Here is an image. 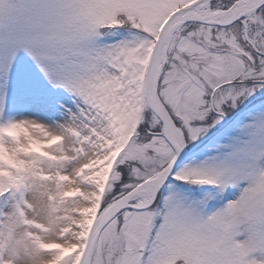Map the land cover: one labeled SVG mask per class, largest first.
<instances>
[{
    "label": "snow or ice",
    "instance_id": "snow-or-ice-1",
    "mask_svg": "<svg viewBox=\"0 0 264 264\" xmlns=\"http://www.w3.org/2000/svg\"><path fill=\"white\" fill-rule=\"evenodd\" d=\"M0 264H264V0H0Z\"/></svg>",
    "mask_w": 264,
    "mask_h": 264
}]
</instances>
